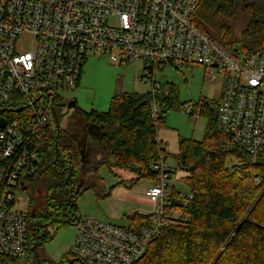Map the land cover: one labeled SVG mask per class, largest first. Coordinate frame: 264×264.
<instances>
[{"label": "built area", "instance_id": "1", "mask_svg": "<svg viewBox=\"0 0 264 264\" xmlns=\"http://www.w3.org/2000/svg\"><path fill=\"white\" fill-rule=\"evenodd\" d=\"M201 0H0V102L17 111L0 127V258L25 259L28 215L17 192L39 162V133L53 125L63 94L79 85L85 57L105 55L121 65L142 64L150 83V116H159L157 70L203 65L219 77L218 125L252 161L264 153V37L258 49L230 52L197 26ZM187 116L197 118L193 104ZM159 182L144 189L151 225L130 230L80 217L69 252L88 264H133L162 225L169 166L153 165ZM258 180V177H256Z\"/></svg>", "mask_w": 264, "mask_h": 264}, {"label": "trees", "instance_id": "2", "mask_svg": "<svg viewBox=\"0 0 264 264\" xmlns=\"http://www.w3.org/2000/svg\"><path fill=\"white\" fill-rule=\"evenodd\" d=\"M241 6L246 19L236 35L234 20ZM192 20L230 52L258 49L264 37V0H201ZM176 90L173 84H160L155 120L150 116L151 90L123 91L111 97L106 111L77 109L67 128L60 127L57 115L58 126L54 120L41 129L40 159L25 180L30 192L26 257L36 258L35 243L38 254L52 240L51 228L77 223L76 201L84 191L93 187L102 199L119 185L133 189L141 182L157 184L159 171L153 169L154 163L171 157L175 170L184 173L180 179L188 193L169 184L175 173L169 165L162 225L133 264H264V153L253 162L218 125V101L203 99L194 103L197 116L207 117L202 140L180 137L178 153L169 154L158 131L166 127L165 113L178 99ZM15 111V105L0 102V114L8 119ZM104 165L119 179L108 191L101 177L97 186L91 176ZM112 167L132 176L124 178ZM151 219L152 214L138 211L123 216L132 231L151 225ZM16 261L0 258V264ZM42 262L39 258L38 264ZM68 263L88 264L69 251L58 264Z\"/></svg>", "mask_w": 264, "mask_h": 264}, {"label": "rangeland", "instance_id": "3", "mask_svg": "<svg viewBox=\"0 0 264 264\" xmlns=\"http://www.w3.org/2000/svg\"><path fill=\"white\" fill-rule=\"evenodd\" d=\"M239 8L241 9L237 12L233 26L236 35L242 29L246 19L242 6ZM83 71L81 84L75 89L65 92L56 107L61 128L65 129L68 127L71 122V116L75 117L77 115V109L82 111H106L111 97L118 92L134 91L142 93L150 90V83L140 80L142 64L139 60L117 65L110 62L105 55L91 54L85 57ZM156 78L160 83L173 84L177 88L178 99L175 101L174 106L168 108L165 113L168 131L176 132L179 137H192L195 140H202L207 117L201 114H198L197 118L189 117L182 110V106L184 104L199 103L203 99L211 103L217 102L221 83L219 77L212 79L209 70L203 65H194L190 68L182 66L179 69L165 66L163 69L157 70ZM71 101L75 105L68 107V103ZM167 162L171 170L176 169V163L173 158L170 157ZM112 168L115 173L120 174L124 178L132 176L128 171L118 167ZM176 172L177 170H175ZM175 175L169 184L174 185L182 193L187 194L188 189L184 181H176ZM91 176L93 179L95 178L94 182H96L95 185L97 186L100 184L98 177H101L106 191L119 180L110 173L106 165L102 166L97 172L92 171ZM145 183L141 182L134 187L133 191L139 192ZM15 198L18 200L16 203L17 208L27 209L28 193L26 191L17 192ZM76 205L80 217L92 216L113 224L122 225L125 223L123 216L129 213L132 207L139 206V203L137 204L129 198L115 199L113 196L110 198H98L95 189L92 187L81 194L76 201ZM144 208L150 209L149 205ZM50 232L53 236L52 240L41 246L38 254L39 258L43 260V264H58L73 243L76 226L67 225L58 228V230L53 227ZM69 259L71 258L69 257ZM10 264H38V260L29 254L25 259H20Z\"/></svg>", "mask_w": 264, "mask_h": 264}, {"label": "crops", "instance_id": "4", "mask_svg": "<svg viewBox=\"0 0 264 264\" xmlns=\"http://www.w3.org/2000/svg\"><path fill=\"white\" fill-rule=\"evenodd\" d=\"M83 73H84V71H83V67H82L79 85L81 84V81L83 79ZM168 130L169 129L167 127H163L161 129H159L158 138L165 145V148L169 154H172V155L177 154L178 150H179L178 141H179L180 137L178 136V134L176 132H172V131H168ZM166 163L168 164V162H166ZM168 166H169V164H168ZM174 175L177 178L176 181L177 180L180 181V180H182V179H180V177H182L184 175V173L178 171V172L174 173L172 175V177ZM170 180H172V179H170ZM169 182H171V181H169ZM148 186L149 185L147 183H145V185L143 187H141L139 192L136 193L135 191H133L134 188L133 189H127V188L119 185V186L114 187L115 188V189L113 188L114 190L111 189L110 195L108 197L110 198L111 196H113L115 199L129 198L130 200L135 201L137 204L139 203V206L132 207L129 213L134 212V211H138V212H142V213H149L152 210V205L150 204V202L146 199V197L143 194L144 189ZM113 191H115V192H113ZM146 205H149V207H150L149 210L144 208ZM129 213H127V214H129Z\"/></svg>", "mask_w": 264, "mask_h": 264}, {"label": "water", "instance_id": "5", "mask_svg": "<svg viewBox=\"0 0 264 264\" xmlns=\"http://www.w3.org/2000/svg\"><path fill=\"white\" fill-rule=\"evenodd\" d=\"M74 106V102H69L68 103V107H73ZM54 117H55V123L56 125L58 126V121H57V115L54 113ZM5 119L3 117L0 116V127H4L5 126ZM80 184H82V181L80 182ZM33 250L35 252V255H36V258L38 260V263H39V258H38V254H37V251H36V243L33 245Z\"/></svg>", "mask_w": 264, "mask_h": 264}, {"label": "flooded vegetation", "instance_id": "6", "mask_svg": "<svg viewBox=\"0 0 264 264\" xmlns=\"http://www.w3.org/2000/svg\"><path fill=\"white\" fill-rule=\"evenodd\" d=\"M74 105H75V103H74ZM26 192H27V191H26ZM27 193H28V202H29V198H30L29 193H30V192H27ZM27 205H28V203H27Z\"/></svg>", "mask_w": 264, "mask_h": 264}, {"label": "bare ground", "instance_id": "7", "mask_svg": "<svg viewBox=\"0 0 264 264\" xmlns=\"http://www.w3.org/2000/svg\"><path fill=\"white\" fill-rule=\"evenodd\" d=\"M55 118V117H54Z\"/></svg>", "mask_w": 264, "mask_h": 264}]
</instances>
